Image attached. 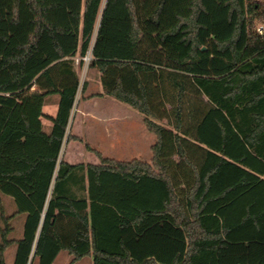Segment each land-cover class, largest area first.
I'll list each match as a JSON object with an SVG mask.
<instances>
[{
  "label": "trees",
  "instance_id": "obj_1",
  "mask_svg": "<svg viewBox=\"0 0 264 264\" xmlns=\"http://www.w3.org/2000/svg\"><path fill=\"white\" fill-rule=\"evenodd\" d=\"M260 24L264 0H0V191L18 208L0 201V264L13 244V264H264ZM90 50L156 136L150 163L60 160ZM34 87L62 91L51 131Z\"/></svg>",
  "mask_w": 264,
  "mask_h": 264
},
{
  "label": "crops",
  "instance_id": "obj_2",
  "mask_svg": "<svg viewBox=\"0 0 264 264\" xmlns=\"http://www.w3.org/2000/svg\"><path fill=\"white\" fill-rule=\"evenodd\" d=\"M77 59L78 57L76 56L75 65ZM95 69L97 72L94 77L92 76L84 85L83 93L88 90V96L85 97L87 99L82 103L81 107V100L79 99L75 108L76 111L74 108L71 111V130L69 124L60 160L69 165H101L102 162L98 156L100 154L104 159L117 162L141 160L150 163L153 158L151 147L156 141L148 136L146 130H144L146 129L143 122L144 116L122 106V102L115 98L105 95L101 83L102 74L96 67L93 68V70ZM76 70L78 72L77 67ZM31 93L44 95L41 107L42 124L46 131L53 130L55 127L53 119L58 115L62 91L41 92L38 87H34ZM83 93H81V96ZM89 96L92 97L88 99ZM141 151L146 156H150L149 153L151 152V157H148V160L143 159L144 157L140 155ZM0 201L6 217H12L17 213L18 208L13 197L0 191ZM26 218V214H19L12 219L10 222L12 227V231L9 234L10 240L18 241L23 237ZM3 226L4 224L0 217V228ZM16 250L17 245L15 244L6 250V264L14 263ZM61 257L63 264L70 263V254L62 251L58 254L53 264Z\"/></svg>",
  "mask_w": 264,
  "mask_h": 264
},
{
  "label": "rangeland",
  "instance_id": "obj_3",
  "mask_svg": "<svg viewBox=\"0 0 264 264\" xmlns=\"http://www.w3.org/2000/svg\"><path fill=\"white\" fill-rule=\"evenodd\" d=\"M77 57H78V59L76 60V67H77L78 72H79L81 85H80V90H79V92H78V94L76 96V99L77 100H79V99L81 100L80 101V107H81L82 103H84V101L87 99V98L85 99V97L88 96V90L83 93L84 85L87 83V80H89L92 76L94 77V74H96L97 71H96V69L93 70L94 67H92L91 62H85L84 61L83 65H80L79 61L81 60V57L79 56V54L77 55ZM81 93H83L82 96H81ZM91 97L89 96L88 99H90ZM122 106H124V107H126V108H128L130 110H133L134 112H137L139 114L138 111H136L135 109H133L132 107H130V106L124 104V103H122ZM75 111H74V113H75ZM71 120H72V115H71ZM141 127H142V125H141ZM70 130H71V123H70ZM144 130H146V134H148V136H150L151 138H154V140L156 141V136L153 133H150L149 131H147V129H144ZM140 153H141L140 155H142V157H144L143 159L148 160L149 159L148 157H151V152L149 153L150 156L144 155L143 151H141ZM71 260H72V257L70 256V262H71ZM55 264H63L62 257L59 258ZM75 264H93V259H92V257H86V258L81 259L80 261L76 262Z\"/></svg>",
  "mask_w": 264,
  "mask_h": 264
},
{
  "label": "built area",
  "instance_id": "obj_4",
  "mask_svg": "<svg viewBox=\"0 0 264 264\" xmlns=\"http://www.w3.org/2000/svg\"><path fill=\"white\" fill-rule=\"evenodd\" d=\"M257 32H258V34L264 36V24H260V25H258V27H257ZM81 60H83V62H84V61H85V62H91V61H92V51L90 50V51L86 54V56H84L83 58H81ZM80 85H81V82H80ZM79 90H80V88H79ZM78 92H79V91H78ZM77 94H78V93H77ZM78 101H79V100L75 99V102H74V105H75V106H74V109L76 108ZM70 121H71V119H70Z\"/></svg>",
  "mask_w": 264,
  "mask_h": 264
},
{
  "label": "water",
  "instance_id": "obj_5",
  "mask_svg": "<svg viewBox=\"0 0 264 264\" xmlns=\"http://www.w3.org/2000/svg\"><path fill=\"white\" fill-rule=\"evenodd\" d=\"M202 50H203V51H205V50H206V48H203Z\"/></svg>",
  "mask_w": 264,
  "mask_h": 264
}]
</instances>
